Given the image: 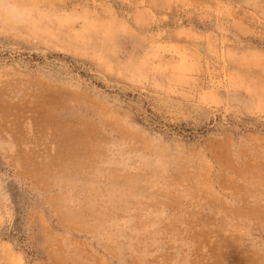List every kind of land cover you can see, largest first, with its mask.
I'll return each mask as SVG.
<instances>
[{
	"label": "rangeland",
	"instance_id": "1",
	"mask_svg": "<svg viewBox=\"0 0 264 264\" xmlns=\"http://www.w3.org/2000/svg\"><path fill=\"white\" fill-rule=\"evenodd\" d=\"M0 264H264V0H0Z\"/></svg>",
	"mask_w": 264,
	"mask_h": 264
},
{
	"label": "trees",
	"instance_id": "2",
	"mask_svg": "<svg viewBox=\"0 0 264 264\" xmlns=\"http://www.w3.org/2000/svg\"><path fill=\"white\" fill-rule=\"evenodd\" d=\"M19 229H20V226L15 224L13 226V229H12V234L15 235V236L18 235L20 238H22V236H20L19 233H18Z\"/></svg>",
	"mask_w": 264,
	"mask_h": 264
}]
</instances>
